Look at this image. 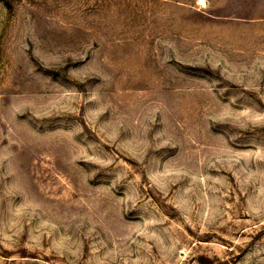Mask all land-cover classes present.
Segmentation results:
<instances>
[{
    "label": "rangeland",
    "instance_id": "374dc122",
    "mask_svg": "<svg viewBox=\"0 0 264 264\" xmlns=\"http://www.w3.org/2000/svg\"><path fill=\"white\" fill-rule=\"evenodd\" d=\"M0 264H264V0H0Z\"/></svg>",
    "mask_w": 264,
    "mask_h": 264
}]
</instances>
